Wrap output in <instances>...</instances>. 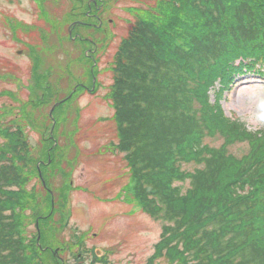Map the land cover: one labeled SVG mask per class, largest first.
<instances>
[{
    "label": "trees",
    "instance_id": "obj_1",
    "mask_svg": "<svg viewBox=\"0 0 264 264\" xmlns=\"http://www.w3.org/2000/svg\"><path fill=\"white\" fill-rule=\"evenodd\" d=\"M136 16L114 53L109 96L116 146L131 170L133 196L144 212L162 221L148 264L159 259L168 264H264V125L249 131L239 119L227 118L219 104L221 89L236 75L264 74V0H156ZM89 74L92 78L90 69ZM35 86L42 92L25 105L21 121L27 120L26 107L43 105L50 91L48 83ZM72 91L58 106L83 89ZM3 116L0 264H62L46 243L57 239L47 229L54 213L39 215L46 214L41 210L47 205L54 207L52 182L50 194L42 185L46 171H54V155L44 162L37 159L24 124L5 122ZM206 138L222 142L211 146ZM235 143L247 144L246 153H230ZM33 170L43 198L37 186H27ZM66 224L63 217L55 228L62 232Z\"/></svg>",
    "mask_w": 264,
    "mask_h": 264
},
{
    "label": "rangeland",
    "instance_id": "obj_2",
    "mask_svg": "<svg viewBox=\"0 0 264 264\" xmlns=\"http://www.w3.org/2000/svg\"><path fill=\"white\" fill-rule=\"evenodd\" d=\"M87 1L0 0V114H4L5 122L14 120L24 124L23 131L37 159L44 162L49 153L54 155V171H46V180L43 179L44 184L42 182L47 190L51 189V182L54 186L56 197L49 190L54 207L49 209L47 205L41 210L46 214L39 215L54 213L48 222L52 227L47 229L53 231L51 238L54 235L57 239H46V243L54 248L59 262L148 264L159 240L162 221L144 212L133 196L131 170L124 153L116 146L119 138L109 92L116 49L126 37L136 14L146 12L156 0H106L102 6V28H109L108 37L102 28L86 24L72 30V35L94 39L97 50L103 42L108 45L107 51L98 57V90L93 94L79 91L70 101L57 105L50 116L51 107L76 85L93 86L89 74L91 58L87 53L92 45H82L67 36L68 27L78 21L95 23L94 19L85 17ZM107 19L112 20L111 24ZM35 83L42 87L48 83L50 91L46 93L43 105L26 107L27 120L21 121L25 105L38 99L42 92ZM221 90L223 97L219 104L227 118L239 119L252 132L262 128L264 74L245 72L236 75L228 88ZM215 92L210 93L211 101ZM205 142L219 146L222 141L206 138ZM48 147L55 150L49 151ZM247 149V144L235 143L229 147V152L240 157ZM34 172L27 186H37L39 197L43 198L44 190ZM187 186L188 183H184V188ZM35 200L38 202L36 196ZM63 217L67 224L59 232L56 223ZM36 227L39 230L38 221ZM32 230L30 226L29 235ZM73 232L85 235L78 238L82 240L80 250L76 246L79 240ZM72 239H75L74 244ZM58 244L61 245L55 246ZM77 252L78 260L74 258ZM153 264L168 263L159 259Z\"/></svg>",
    "mask_w": 264,
    "mask_h": 264
},
{
    "label": "flooded vegetation",
    "instance_id": "obj_3",
    "mask_svg": "<svg viewBox=\"0 0 264 264\" xmlns=\"http://www.w3.org/2000/svg\"><path fill=\"white\" fill-rule=\"evenodd\" d=\"M106 4V0H88L87 1V4H86V12H85V16L88 17V18H92L95 20V23L94 22H91V21H87V22H83V23H80V24H86L87 26H92L94 28H102V23L104 22V19H102V11H104V9L102 10V8L104 7V5ZM103 6V7H102ZM106 8V7H105ZM108 23L111 24L112 20L111 19H107ZM80 22V21H79ZM98 23V24H97ZM103 31L105 32V34H107V37H108V32H109V28L107 27H103L102 28ZM69 37L71 39H79V40H82V41H85V42H89L91 43L92 47L88 48L87 50V53H89V56L91 58V75H93V66L97 65V60H98V57L101 53L107 51V48H108V45L106 44V42L103 43V45H101L100 47H98V50H97V44L94 40L92 39H89L87 37H81L80 34H75V35H72V28L69 29ZM107 37H106V40H107ZM98 51V53L96 52ZM97 53V55H96ZM94 77H92V80H93ZM77 87H80L83 89L84 92H88L90 94H93L94 93V90H95V86H88L86 84H78L75 86L74 90L72 92H74ZM93 88V89H91ZM72 93L69 95L71 96ZM86 248V247H85ZM92 254L93 256L96 254L94 249H92ZM54 255L57 256L56 252H54ZM96 256H94L95 258Z\"/></svg>",
    "mask_w": 264,
    "mask_h": 264
},
{
    "label": "water",
    "instance_id": "obj_4",
    "mask_svg": "<svg viewBox=\"0 0 264 264\" xmlns=\"http://www.w3.org/2000/svg\"><path fill=\"white\" fill-rule=\"evenodd\" d=\"M59 103L60 102H57V103H55L52 107H51V109H50V111H49V115L51 116L52 115V111H53V109L57 106V105H59ZM53 127V126H52ZM38 173H39V176L41 177V172H40V170H38ZM42 182H43V184H44V181L42 180ZM39 239V236L37 237V240Z\"/></svg>",
    "mask_w": 264,
    "mask_h": 264
}]
</instances>
